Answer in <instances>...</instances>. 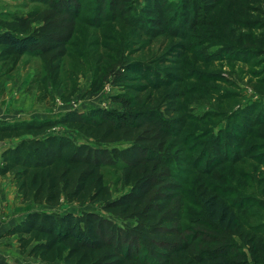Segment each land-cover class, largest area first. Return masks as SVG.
<instances>
[{
    "label": "trees",
    "instance_id": "obj_1",
    "mask_svg": "<svg viewBox=\"0 0 264 264\" xmlns=\"http://www.w3.org/2000/svg\"><path fill=\"white\" fill-rule=\"evenodd\" d=\"M28 1L38 7L25 14L0 13V63L10 74L22 57H36L56 85L83 0ZM121 2L95 0L96 12L106 20L108 6L112 21ZM181 2L182 10L191 7V11L171 29L181 16ZM148 4V14L157 16L166 30L183 38L194 25V32H202L199 44L217 46L215 53L206 55L207 61L264 62V0H180L179 4L148 0ZM215 11L217 16L209 18ZM100 22L90 19L94 27ZM133 23L139 30L155 33L141 20ZM115 67L109 66L107 79L130 96L114 97L120 112L67 111L53 120H0V142L16 141L0 151V177L12 176L22 203L56 207L65 199L98 205L103 215L31 212L6 235L17 238L21 254L47 264H264V224L253 226L243 220L248 207L264 209L263 202L224 201L220 190L217 194L213 190L214 194L193 202L201 211L183 222L184 201L192 197L190 191L184 193L176 173L183 161L180 146H188L181 135L185 119L164 118L149 101H141L145 88L129 85L127 73L151 80L148 67L142 63ZM57 126L75 131L84 142L47 133ZM200 156L193 161L196 170L208 158L206 152ZM213 163L222 164L217 159ZM107 167L120 171L119 182L126 189L116 198L104 181L102 169ZM202 172L210 174V170ZM115 219L132 225H120Z\"/></svg>",
    "mask_w": 264,
    "mask_h": 264
},
{
    "label": "rangeland",
    "instance_id": "obj_2",
    "mask_svg": "<svg viewBox=\"0 0 264 264\" xmlns=\"http://www.w3.org/2000/svg\"><path fill=\"white\" fill-rule=\"evenodd\" d=\"M121 1L116 18L111 21L113 15L108 6L104 9V14L108 15L105 20V16L97 14L95 0H83L76 33L61 62L56 85L46 76L36 57H22L10 74H6L7 66L0 63V77H6L9 82L8 88H0V111L13 118L7 121L53 120L67 111L120 112L121 106L114 97L130 96L123 87L113 85L107 79L109 66H116V70L120 64L142 63L148 67L151 80L127 73L129 85L145 88L140 94L141 101H149V105L164 118L183 117L186 122L181 135L188 141V146H180L178 155L183 161L181 168L176 170L184 193L190 191L192 194L184 201L183 222L187 223L185 217L192 216V212L201 211L193 202L214 194L213 190L216 194L220 190L224 201L254 198L264 203V62L256 64L257 59L249 64L228 59L209 62L206 55L215 53L217 46L199 44L202 32H194V25L184 32L186 37L181 38L176 31L161 26L157 16L148 14V0ZM166 1L180 3V0ZM182 5L181 2V16L171 29L191 11V7L182 10ZM37 7L28 0L0 1V13L25 14ZM212 16L216 17L217 11L209 18ZM94 17L101 20L99 27L90 24ZM134 20H141L155 33L139 30ZM161 79L168 80V84L159 83ZM152 82L158 86L149 85ZM130 107H135V102ZM14 108L16 115H13ZM47 133L68 136L76 143L84 142L78 133L62 126ZM15 142L6 141L4 146H12ZM203 151L208 158L196 170L193 161L202 157ZM216 159L222 162L218 167V164L213 165ZM202 169L210 170V174L206 175ZM102 173L113 198L126 191L119 182L120 171L107 167ZM248 208L244 212L247 219L238 212L243 220L253 226L264 224V209L254 205ZM31 212L103 215L98 205L67 203L65 199L56 207L22 203L12 176L0 177V264H47L21 254L17 249V238L6 235L12 228L9 226ZM115 221L120 225H132L131 222Z\"/></svg>",
    "mask_w": 264,
    "mask_h": 264
},
{
    "label": "crops",
    "instance_id": "obj_3",
    "mask_svg": "<svg viewBox=\"0 0 264 264\" xmlns=\"http://www.w3.org/2000/svg\"><path fill=\"white\" fill-rule=\"evenodd\" d=\"M1 2H4V3H14V2H16L17 0H0ZM3 30L0 28V32H2ZM8 83L9 82H7V79H6V77H0V88L1 87H5V88H8L9 86H8ZM7 108H10L9 107V105L7 106ZM15 108L13 109V115H16L15 114ZM19 115H21V114H19ZM13 118H12V116H9V114H5V113H3L2 111H0V120H12ZM3 177H5V176H3ZM24 219V216L23 217H21V218H19L18 220H17V222H15L13 225H11V226H9V227H14L15 225H17L20 221H22ZM2 264H5V262H3Z\"/></svg>",
    "mask_w": 264,
    "mask_h": 264
},
{
    "label": "water",
    "instance_id": "obj_4",
    "mask_svg": "<svg viewBox=\"0 0 264 264\" xmlns=\"http://www.w3.org/2000/svg\"><path fill=\"white\" fill-rule=\"evenodd\" d=\"M4 145H5L4 142H0V150H1L3 147H5Z\"/></svg>",
    "mask_w": 264,
    "mask_h": 264
}]
</instances>
